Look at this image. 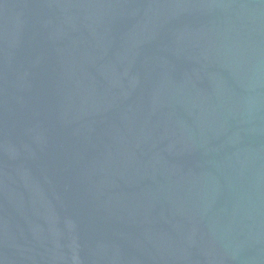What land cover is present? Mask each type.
I'll return each instance as SVG.
<instances>
[{
	"label": "water",
	"instance_id": "water-1",
	"mask_svg": "<svg viewBox=\"0 0 264 264\" xmlns=\"http://www.w3.org/2000/svg\"><path fill=\"white\" fill-rule=\"evenodd\" d=\"M0 264H264V0H0Z\"/></svg>",
	"mask_w": 264,
	"mask_h": 264
}]
</instances>
